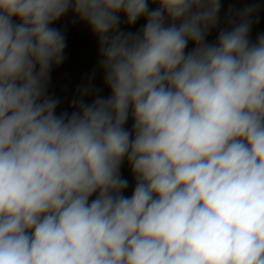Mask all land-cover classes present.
Instances as JSON below:
<instances>
[{
    "label": "clouds",
    "instance_id": "9594fccd",
    "mask_svg": "<svg viewBox=\"0 0 264 264\" xmlns=\"http://www.w3.org/2000/svg\"><path fill=\"white\" fill-rule=\"evenodd\" d=\"M221 8L0 0V264H264V33L257 4ZM70 11L109 95L58 114Z\"/></svg>",
    "mask_w": 264,
    "mask_h": 264
},
{
    "label": "flooded vegetation",
    "instance_id": "af4514ba",
    "mask_svg": "<svg viewBox=\"0 0 264 264\" xmlns=\"http://www.w3.org/2000/svg\"><path fill=\"white\" fill-rule=\"evenodd\" d=\"M222 8L220 12L221 17V27L226 25L223 23L224 17L228 12L229 8L241 9L250 4H257L258 11L254 17L253 27L250 33V38L254 42L257 35L264 33V0H221ZM150 7H155V5L149 4ZM145 23L144 19L141 18L138 20L136 25L132 28H128L126 23H123L122 17V29L124 31L135 32L140 29ZM53 27H56L62 30L65 34L67 47L65 49V62L61 65V68L65 71V78L68 82H71L73 87L72 96L74 97L77 94V89L86 84L91 80L93 88L99 92L100 95L107 96L109 95V90L104 86L103 83V72L99 68V54H98V43L97 38L92 36L83 37L81 36L75 28L68 24L65 16L62 17L59 21H56L53 24ZM219 29L213 30L207 37L209 42H212L216 39ZM75 38L80 43L74 44L71 42V39ZM86 43V44H85ZM192 45H189V49ZM62 70V69H61ZM93 97H86V101L90 102ZM132 120L131 118L128 121L127 127L131 129ZM121 175L129 181V187L124 193L127 196H130L133 188L135 186V178L131 173L130 167L125 160L121 167ZM92 198H95L94 196Z\"/></svg>",
    "mask_w": 264,
    "mask_h": 264
},
{
    "label": "rangeland",
    "instance_id": "374dc122",
    "mask_svg": "<svg viewBox=\"0 0 264 264\" xmlns=\"http://www.w3.org/2000/svg\"><path fill=\"white\" fill-rule=\"evenodd\" d=\"M67 15L71 17L73 27L81 36L89 37L93 35L87 25L80 22L71 11ZM48 92L50 95L60 100V104L57 109L58 114L64 111H72L69 105L71 99L73 98L71 94V92L73 93V87L71 82H68L65 78V71L61 68V66L53 67Z\"/></svg>",
    "mask_w": 264,
    "mask_h": 264
},
{
    "label": "crops",
    "instance_id": "0c3cea01",
    "mask_svg": "<svg viewBox=\"0 0 264 264\" xmlns=\"http://www.w3.org/2000/svg\"><path fill=\"white\" fill-rule=\"evenodd\" d=\"M65 19L67 21L68 24L72 25V21H71V17L68 16L67 14L65 15ZM73 26V25H72Z\"/></svg>",
    "mask_w": 264,
    "mask_h": 264
},
{
    "label": "water",
    "instance_id": "95a60500",
    "mask_svg": "<svg viewBox=\"0 0 264 264\" xmlns=\"http://www.w3.org/2000/svg\"><path fill=\"white\" fill-rule=\"evenodd\" d=\"M71 42L72 43H74V44H79L80 42L77 40V39H75V38H72L71 39ZM86 44V43H85Z\"/></svg>",
    "mask_w": 264,
    "mask_h": 264
}]
</instances>
